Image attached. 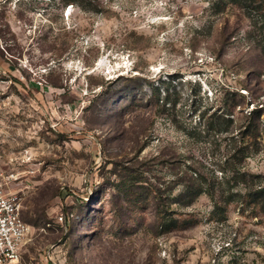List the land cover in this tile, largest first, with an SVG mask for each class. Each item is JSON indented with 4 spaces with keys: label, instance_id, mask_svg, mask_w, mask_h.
<instances>
[{
    "label": "rangeland",
    "instance_id": "374dc122",
    "mask_svg": "<svg viewBox=\"0 0 264 264\" xmlns=\"http://www.w3.org/2000/svg\"><path fill=\"white\" fill-rule=\"evenodd\" d=\"M215 1L101 0L94 13L0 0V181L30 227L18 264H264V219L215 210L250 188L222 170L243 115L223 134L200 120L237 91L246 110L264 106V36ZM244 161L264 183V150ZM190 183L205 192L189 204Z\"/></svg>",
    "mask_w": 264,
    "mask_h": 264
},
{
    "label": "trees",
    "instance_id": "16d2710c",
    "mask_svg": "<svg viewBox=\"0 0 264 264\" xmlns=\"http://www.w3.org/2000/svg\"><path fill=\"white\" fill-rule=\"evenodd\" d=\"M58 2L57 4L62 7H67L70 5L78 6L79 8L90 11L94 13H99L101 9V0H52ZM212 9L215 13H224L229 7H234L241 13L244 17L250 19L255 27H259L264 36V0H216L213 4ZM1 18H6V14L3 10L0 12ZM264 42V37L262 38ZM264 52V44L262 47ZM247 90V89H243ZM235 98L239 101H234L232 104L227 101L225 104H230V109L228 112L216 110L215 113L211 114L207 118L206 113L202 114L200 120H202L204 133L214 132L217 134L227 133L231 130L235 124V118H231L230 115H234L239 112L243 115V124L240 125L239 131L237 133L239 144L238 147L233 149V153L226 163L230 166L229 171L223 170V175L228 183H234L236 186L247 185L250 187L246 189L245 193L236 192L232 193L228 197L224 198L222 202H217L215 205V210L224 209V205H230L234 202L241 206L243 212H249L255 217H261L264 219V183L256 186L255 180H260L257 175L249 174L248 172H243L240 170V164L250 157L252 154L260 153L264 150V106H257L252 110H246L245 104L247 97L244 93L240 91L233 93ZM254 102H252V105ZM248 109V108H247ZM234 128V127H233ZM245 162V161H244ZM196 181L199 182L198 179ZM200 185V184H199ZM252 186V187H251ZM233 188V187H232ZM247 188V186H246ZM200 186H195L189 184L185 191L187 202L193 203L198 196L203 194ZM188 225V221L182 219L173 218L171 221L167 218L162 219V227L170 228V230L178 229L182 225ZM170 232V231H169Z\"/></svg>",
    "mask_w": 264,
    "mask_h": 264
},
{
    "label": "built area",
    "instance_id": "2783aa9c",
    "mask_svg": "<svg viewBox=\"0 0 264 264\" xmlns=\"http://www.w3.org/2000/svg\"><path fill=\"white\" fill-rule=\"evenodd\" d=\"M30 227L21 216V203L0 181V264H18Z\"/></svg>",
    "mask_w": 264,
    "mask_h": 264
}]
</instances>
